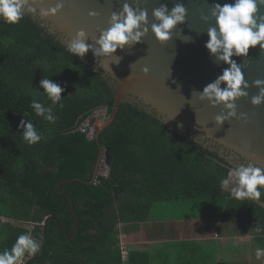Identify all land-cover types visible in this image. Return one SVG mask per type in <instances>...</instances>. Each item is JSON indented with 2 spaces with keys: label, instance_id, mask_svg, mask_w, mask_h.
I'll return each instance as SVG.
<instances>
[{
  "label": "trees",
  "instance_id": "trees-1",
  "mask_svg": "<svg viewBox=\"0 0 264 264\" xmlns=\"http://www.w3.org/2000/svg\"><path fill=\"white\" fill-rule=\"evenodd\" d=\"M44 78L64 89L63 108L47 99ZM115 97L110 77L69 53L38 17L0 22V218L16 223L0 225V251L30 233L42 247L25 264H138L137 253L122 258L121 226L144 222L166 200L223 203L226 219L264 227V195L238 200L221 188L236 166L219 149L170 131L131 100L99 140L78 130L100 111L111 116ZM33 98L53 109L55 123L35 115ZM23 119L39 143L24 141ZM102 148L108 176L95 174Z\"/></svg>",
  "mask_w": 264,
  "mask_h": 264
},
{
  "label": "water",
  "instance_id": "water-1",
  "mask_svg": "<svg viewBox=\"0 0 264 264\" xmlns=\"http://www.w3.org/2000/svg\"><path fill=\"white\" fill-rule=\"evenodd\" d=\"M57 3L64 5L62 10L54 17L43 19L42 24L66 46L81 29L87 33L89 42H93L109 27L110 16L113 12L119 13L124 3L145 9L149 26L156 22L153 10L162 4L170 11L174 4L182 3L187 10L186 22L178 25L172 38L164 44L149 31L142 43L123 51L118 49L114 57L96 58L91 51L84 56L110 77L116 89L112 115L96 130L95 140L116 120L120 103L129 99L153 112L179 136L216 147L223 156L228 154L230 161L240 157L264 167V103L251 104V98L259 92L252 86L253 81L264 80V50L257 46L249 49L246 58H232L240 64L249 84L248 96L236 101V118L225 121L222 126L216 125L215 117L226 110L222 105L212 107L207 100L199 99V92L228 67L215 61L205 48L207 30L215 24L212 7L215 3L223 6L234 0H43L37 7L48 9ZM89 12L97 15L89 16ZM259 15L264 16V5H259ZM189 39L190 42H185ZM145 68L147 74L143 71ZM241 114H244L243 119ZM102 159L103 148L95 174Z\"/></svg>",
  "mask_w": 264,
  "mask_h": 264
},
{
  "label": "clouds",
  "instance_id": "clouds-1",
  "mask_svg": "<svg viewBox=\"0 0 264 264\" xmlns=\"http://www.w3.org/2000/svg\"><path fill=\"white\" fill-rule=\"evenodd\" d=\"M43 0H0V22L5 24H18L25 16L37 17L40 20L54 17L64 5L57 3L54 7L43 9L37 5ZM259 5L264 0H234V3H225L223 6L215 3L211 10V17L215 24L207 30L208 40L205 48L215 61L228 65L213 82L207 84L199 92L201 101L207 100L212 107L222 105L226 112H222L214 119L215 124L222 126L225 121L237 117L236 101L247 97L249 84L245 80L240 64L232 59L234 56L246 58L250 48L259 46L264 50V16L259 15ZM97 13L89 12L95 17ZM187 10L182 3H176L169 11L166 4H162L152 12L155 23L149 26L148 14L145 9L132 7L124 3L119 13L113 12L109 19V27L102 30L99 37L89 42L87 33L81 29L69 41V53L83 58L89 51L96 58H111L117 50L123 51L127 47H134L142 43L151 31L155 39L164 44L172 38V32L178 25L186 22ZM207 21V17H204ZM191 39L185 40L190 42ZM119 63V61L117 62ZM147 74L148 69L143 70ZM223 85V87L221 86ZM254 87L259 89L257 95L251 98V104L259 106L264 103V80L253 81ZM47 99L53 105L63 108L62 92L64 89L51 79L40 81ZM30 107L38 117L49 123H55L56 116L51 107H45L42 102L33 98ZM27 115V114H25ZM241 119L244 114H241ZM22 137L29 145L42 140V134L29 120H21ZM230 184L231 195L238 200L260 201L264 195V167L257 166L249 160L246 164H239L228 174V178L221 181V188ZM257 235H264V227L257 225L254 229ZM42 244L32 237L30 233H22L11 248L0 251V264H25V257L35 256ZM255 259L264 260V247L255 249Z\"/></svg>",
  "mask_w": 264,
  "mask_h": 264
},
{
  "label": "crops",
  "instance_id": "crops-1",
  "mask_svg": "<svg viewBox=\"0 0 264 264\" xmlns=\"http://www.w3.org/2000/svg\"><path fill=\"white\" fill-rule=\"evenodd\" d=\"M105 168L98 174L108 176ZM256 224L226 219L223 203L166 200L155 203L144 222L122 225L121 234L127 237L129 258L137 253L138 264H264L255 259V249L264 247V236L254 232Z\"/></svg>",
  "mask_w": 264,
  "mask_h": 264
},
{
  "label": "built area",
  "instance_id": "built-area-1",
  "mask_svg": "<svg viewBox=\"0 0 264 264\" xmlns=\"http://www.w3.org/2000/svg\"><path fill=\"white\" fill-rule=\"evenodd\" d=\"M99 114V112H98ZM94 118V117H93ZM95 119V118H94ZM106 116H105V120H106ZM78 130L81 133H86L87 137L89 138H94L95 134H96V130H98V126L95 125L94 121H92L91 119L85 120L80 127L78 128ZM106 167V166H105ZM0 223H12L10 221H6L3 218H0ZM44 223L41 224V226H43ZM121 239V251H122V258L123 260L126 262L129 259V250H128V245L126 243V236L122 235L120 236ZM32 258V257H30ZM29 257H25V263L30 259Z\"/></svg>",
  "mask_w": 264,
  "mask_h": 264
},
{
  "label": "rangeland",
  "instance_id": "rangeland-1",
  "mask_svg": "<svg viewBox=\"0 0 264 264\" xmlns=\"http://www.w3.org/2000/svg\"><path fill=\"white\" fill-rule=\"evenodd\" d=\"M105 116H106V111H100L99 112V114H96L95 116H94V118H95V120H94V123H95V125L96 126H98V128L99 127H102L103 126V124H104V122L106 121L105 120ZM224 156H226V157H229V155L228 154H224ZM240 158V157H239ZM230 159V158H229ZM243 159V158H242ZM232 164L233 165H235V166H238L239 164H246L247 162L246 161H244V160H240V159H233L232 161ZM234 169V167H232V169H231V171ZM105 170H106V168H105V164H104V160L102 159L101 160V163H100V165H99V173H102V174H104L105 173ZM234 185H232V184H230L229 186H227V187H225L229 192H231V188L233 187ZM126 239H127V237H126ZM127 243V242H126Z\"/></svg>",
  "mask_w": 264,
  "mask_h": 264
},
{
  "label": "flooded vegetation",
  "instance_id": "flooded-vegetation-1",
  "mask_svg": "<svg viewBox=\"0 0 264 264\" xmlns=\"http://www.w3.org/2000/svg\"><path fill=\"white\" fill-rule=\"evenodd\" d=\"M238 159H240V160H244V159H242V158H238Z\"/></svg>",
  "mask_w": 264,
  "mask_h": 264
}]
</instances>
